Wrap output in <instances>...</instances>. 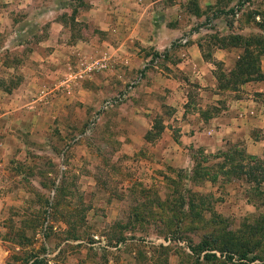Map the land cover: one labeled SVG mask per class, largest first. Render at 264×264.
I'll return each instance as SVG.
<instances>
[{"label": "rangeland", "instance_id": "1", "mask_svg": "<svg viewBox=\"0 0 264 264\" xmlns=\"http://www.w3.org/2000/svg\"><path fill=\"white\" fill-rule=\"evenodd\" d=\"M75 16L70 43L90 31L93 46L57 54L56 80L25 87L17 116L0 118V264H264V131L252 126L257 156L233 137L184 148L178 118L210 124L241 98L264 109V0H191L152 53L97 47ZM193 44L216 86L183 68Z\"/></svg>", "mask_w": 264, "mask_h": 264}, {"label": "crops", "instance_id": "2", "mask_svg": "<svg viewBox=\"0 0 264 264\" xmlns=\"http://www.w3.org/2000/svg\"><path fill=\"white\" fill-rule=\"evenodd\" d=\"M190 1L0 0V88L21 85L10 91L0 89V104L5 105L0 106V118L17 116L15 102L27 90L25 87H33L37 82L50 84L56 80L54 63L57 54H64L70 48L82 47L83 44L87 47L93 46L90 31H85L84 37L79 39L82 44L70 43L73 34L78 32L72 27L69 20L71 16L77 14L75 23L87 22L93 25L92 30L97 32V47H106L110 51L123 49L127 45L129 49H124L125 52L137 54L142 52L138 45H142L147 49L142 53L162 52L172 39L169 31L175 32L174 36L181 32L171 30L170 17L184 20L183 5ZM216 2L217 0H199L203 8L215 5ZM40 35H44V38L41 39ZM193 38H197V35ZM189 52L193 57H188L182 63L183 68L197 72L196 77L203 85L216 86L215 66L207 62L204 51L197 44H193L189 47ZM11 55L19 58V61L28 55L26 66L18 61L8 63L7 59ZM230 55L231 52L225 49H219L215 53L219 61L228 60ZM39 60H42L40 66L44 69L41 75L36 65ZM238 101L242 104L241 110L235 114L225 110L210 124L204 121L195 124L186 118L185 111L180 113L178 118L183 127L182 146L214 150L225 139L233 137L245 139L249 153L260 155L263 142H259L252 133L256 127L257 131H264V109L260 110L253 102V105H245L251 102L248 98ZM183 149L180 148L179 155L176 156V164L182 157Z\"/></svg>", "mask_w": 264, "mask_h": 264}, {"label": "trees", "instance_id": "3", "mask_svg": "<svg viewBox=\"0 0 264 264\" xmlns=\"http://www.w3.org/2000/svg\"><path fill=\"white\" fill-rule=\"evenodd\" d=\"M80 1H82V0H80ZM237 70L239 71L238 72V74H236V77H240V74L241 75H245V74H247L248 72H246V69H248L247 68V64L245 63H243L242 61H240V62H238L237 63ZM235 77V76H234ZM228 154L224 157V159H226V161H228V163H230V162H232L233 161V159H235V157H234V153H231L230 151L229 152H227ZM249 159L250 160H252V161H254V160H257L255 157H249ZM258 168V167H257ZM252 170H253V168H252ZM250 171H251V169H250ZM197 171H196V169H195V172H193V176H192V179H196L197 178ZM255 179L256 180H259L258 178H256L255 177ZM250 180V179H249Z\"/></svg>", "mask_w": 264, "mask_h": 264}]
</instances>
